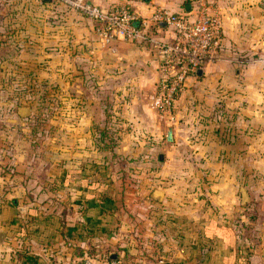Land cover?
<instances>
[{
    "label": "crops",
    "instance_id": "0c3cea01",
    "mask_svg": "<svg viewBox=\"0 0 264 264\" xmlns=\"http://www.w3.org/2000/svg\"><path fill=\"white\" fill-rule=\"evenodd\" d=\"M87 1L127 3L143 17L192 9V0ZM208 1L219 45L180 89L169 120L150 105L160 56L149 44L101 40L94 21L73 12L53 24L44 8L35 38L33 0L22 27L9 10L12 23H0V132L14 135L0 134V264H104L105 254L120 264H264V0ZM150 30L174 37L168 24ZM35 39L45 62L54 40L65 50L57 95L30 90L34 77L52 75L35 67ZM68 63L70 91L60 71ZM55 117L70 136L51 162L34 146L38 137L49 143L44 129ZM17 141L30 153L19 158Z\"/></svg>",
    "mask_w": 264,
    "mask_h": 264
},
{
    "label": "built area",
    "instance_id": "2783aa9c",
    "mask_svg": "<svg viewBox=\"0 0 264 264\" xmlns=\"http://www.w3.org/2000/svg\"><path fill=\"white\" fill-rule=\"evenodd\" d=\"M75 6L94 23L95 34L104 41L123 38L145 42L160 56L159 75L150 95V105L161 118H171L174 101L185 80L215 53L219 45L220 18L208 0H192L189 11L155 9L148 17L127 3L107 7L76 0ZM73 2V3H74ZM168 24L174 37L164 39L150 26ZM78 264H93L83 258ZM106 264H120L110 258Z\"/></svg>",
    "mask_w": 264,
    "mask_h": 264
},
{
    "label": "rangeland",
    "instance_id": "374dc122",
    "mask_svg": "<svg viewBox=\"0 0 264 264\" xmlns=\"http://www.w3.org/2000/svg\"><path fill=\"white\" fill-rule=\"evenodd\" d=\"M76 0H50L49 2V8L44 5V7H42V1L41 0H33V21L36 22L35 23V33L34 36L35 38H39V36L41 35L40 31H41V16H42V8H44V11H48L51 14V22H53V24H57L58 20H59V16L61 13L63 12H73L75 15L78 16H82V17H86L89 18L88 16L84 15L76 6H75V2ZM81 1H87V0H81ZM27 2L28 0H18V5L14 8L12 7L13 5V1L12 0H0V10H2V12H5L6 15H2L0 23L2 25H6L9 26L12 23V20L10 18V16L8 15L9 10H17L19 12L18 16L16 17L17 23L19 27H22L25 25V13L26 11L29 9L26 8L27 6ZM74 2V3H73ZM89 2V1H87ZM17 26V27H18ZM23 36H25V33H22ZM56 38V37H55ZM35 43L38 44V46L35 47L34 50V55H37L38 58V63L37 65H35V67H37L38 69H44V70H50V72L52 73V75L50 76L49 80H45L44 79V83L41 81V79H37V77H34V80L31 81L30 85V90L36 92L39 91L41 89H47V91H49L51 94L57 95L58 94V90H61V88H63V80L61 77H58V75L56 74L59 71V68H62L63 66H60L58 64V61H65V55H64V51L61 50V48H58V42L57 39L54 40V42H51L50 44V48L48 50L49 56H50V62H45L43 58L44 54H45V50L41 49L40 46V41L39 39H35ZM43 55V56H42ZM9 70V68H8ZM250 68L249 66H244V70L242 71H246L249 72ZM7 71V70H6ZM61 72H66V77H65V90H73L74 86H75V81L71 78V76H69V74L71 71H73V67L71 68V66L69 65V63L67 64L66 67H64L62 70H60ZM10 72V71H7ZM35 72V70H34ZM2 83V82H1ZM19 83H21V81H19ZM12 86L16 89V91H20L22 89H25V87H27V85L23 84H14L11 83ZM60 84V85H59ZM8 85V84H7ZM7 85L3 86V89H7ZM2 94V93H1ZM4 97V94H2ZM52 101L54 102V104L57 103V98H53ZM5 103H2V105L4 106ZM50 115V114H49ZM52 115V114H51ZM54 120L51 123V126L49 129H44V133H48L49 137H50V141L49 143H44L41 144V139L38 137L36 140L37 143H35L34 149H35V153L39 154L42 152V154L46 155L48 154L50 156L51 162L56 160V154L59 151H65L67 153V149H64L66 147H68V145L63 146V140L66 138L68 139L67 136H70L67 134H64V130L63 131H59V129L57 128V118H53ZM35 134L36 133H40L41 134V130L39 128H35ZM9 131V132H8ZM8 131H5L4 129L1 130L0 134L2 135H7V139L12 138V136L14 135V132L10 129H8ZM36 136V135H35ZM40 137L42 135H39ZM59 142H61V145H59ZM18 151V157H23L24 155H27L30 153V148L20 142L17 141V145H16ZM49 152V153H47ZM41 154V155H42ZM38 157V156H36ZM42 160H47L49 161V159H42ZM40 160V162H38V168L41 170L42 172H46V166L49 164L46 161H42Z\"/></svg>",
    "mask_w": 264,
    "mask_h": 264
},
{
    "label": "trees",
    "instance_id": "16d2710c",
    "mask_svg": "<svg viewBox=\"0 0 264 264\" xmlns=\"http://www.w3.org/2000/svg\"><path fill=\"white\" fill-rule=\"evenodd\" d=\"M193 75H195V73L191 74V75L188 76V77H191V76H193ZM184 86H186L185 82H184V84H183L182 87H184ZM182 87H181V89H182ZM178 93H179V92H178ZM98 133H99V135H100L99 137H103V136H105L106 131H105L104 128H102V129H100V130L98 131ZM102 148L104 149V146H102ZM84 258H89V259H91V261L93 262V264H95L94 260H93L91 257H84ZM82 259H83V258H82ZM82 259H81V260H82ZM103 259L105 260L104 264H106L107 261H108L110 258L108 257L107 254H105ZM78 263H79V262H78Z\"/></svg>",
    "mask_w": 264,
    "mask_h": 264
},
{
    "label": "water",
    "instance_id": "95a60500",
    "mask_svg": "<svg viewBox=\"0 0 264 264\" xmlns=\"http://www.w3.org/2000/svg\"><path fill=\"white\" fill-rule=\"evenodd\" d=\"M185 9H188V6H189V2H186L185 3ZM195 74H200L201 73V67H197L196 69H195V72H194ZM191 81H192V77H188L186 80H185V84L186 85H189L190 83H191ZM169 137H170V130L169 129H167V131H166V138L167 139H169Z\"/></svg>",
    "mask_w": 264,
    "mask_h": 264
}]
</instances>
